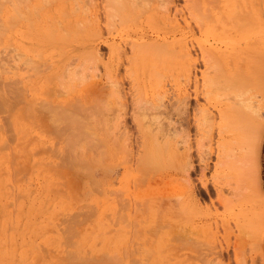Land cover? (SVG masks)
Masks as SVG:
<instances>
[{
	"label": "rangeland",
	"instance_id": "1",
	"mask_svg": "<svg viewBox=\"0 0 264 264\" xmlns=\"http://www.w3.org/2000/svg\"><path fill=\"white\" fill-rule=\"evenodd\" d=\"M253 67L264 0H0V264H264V135L241 178L219 130Z\"/></svg>",
	"mask_w": 264,
	"mask_h": 264
},
{
	"label": "bare ground",
	"instance_id": "2",
	"mask_svg": "<svg viewBox=\"0 0 264 264\" xmlns=\"http://www.w3.org/2000/svg\"><path fill=\"white\" fill-rule=\"evenodd\" d=\"M5 1H10L12 3H15L16 1L14 0H5ZM5 19V17H4ZM246 28V27H245ZM237 32V31H236ZM251 34V33H250ZM246 37V36H245ZM244 38V37H243ZM243 38H241V40H243ZM248 38V37H247ZM246 39V38H245ZM240 40V39H239ZM238 41V40H236ZM235 41V43L237 44V42ZM245 41V40H244ZM243 41V42H244ZM238 42H242V41H238ZM246 43V42H245ZM233 44V43H232ZM239 44V43H238ZM248 47V45H246ZM233 48H235L234 46H232ZM231 47V48H232ZM239 47V46H238ZM236 47V48H238ZM250 47V46H249ZM244 49V45L242 47ZM253 49V48H252ZM229 50H231L229 48ZM234 50V49H233ZM241 50V49H240ZM251 50V49H250ZM235 51V50H234ZM239 51V50H238ZM243 51V50H242ZM241 51H239L240 53ZM244 52V51H243ZM248 52V51H247ZM238 53V52H237ZM242 53V52H241ZM235 54V53H234ZM160 55L163 56L162 53L158 52L157 50H155V54L153 56H149L148 58L149 59H153L155 57V62L158 61V58L160 57ZM167 55V54H166ZM230 55V53L228 54ZM157 56V57H156ZM231 56V55H230ZM245 56L248 57V54ZM166 57V56H165ZM228 57V56H227ZM232 57H235L233 56L232 54ZM231 57V58H232ZM240 58H243L241 56H239ZM135 58V56H133L130 60V68L132 70V67H137L138 65V60H133ZM222 58V57H221ZM224 60L226 57H223ZM230 58V57H229ZM230 58V59H231ZM239 58V59H240ZM249 58H251V65H253V61H256L257 60V53H256V50L253 49L250 51V56ZM148 59V60H149ZM211 59V58H207V61ZM233 59V58H232ZM235 59V58H234ZM233 61L234 62H237V60L235 59ZM248 59V58H246ZM153 60V61H154ZM157 60V61H156ZM228 60V58L226 59ZM225 60V61H226ZM244 60V59H243ZM242 60V61H243ZM210 61V60H209ZM214 61V60H213ZM212 61V62H213ZM231 61V60H230ZM240 61V60H238ZM241 61V62H242ZM245 61V60H244ZM150 62H152V60H150ZM160 62V60L158 61ZM157 62V63H158ZM216 62V65H215V68L211 67L215 70V72L217 73V70H218V67L216 68L217 66V63H219L218 61H215ZM240 62V65H242L243 67V62L241 63ZM148 63V62H147ZM161 63V62H160ZM224 63V62H223ZM229 65H231L233 62H228ZM151 64V63H150ZM153 64V62H152ZM209 64V63H208ZM239 64V63H238ZM137 65V66H136ZM154 65V64H153ZM227 65V64H226ZM245 65V64H244ZM247 65V64H246ZM254 65H257L256 63ZM159 66V65H158ZM219 66V65H218ZM109 67V66H108ZM224 69H227L225 68V66L223 65ZM238 68V66H236ZM246 67V66H245ZM243 68L244 70L246 68ZM155 68V66H154ZM157 68V67H156ZM208 69H211L210 67ZM220 69V68H219ZM232 69V68H230ZM229 69V70H230ZM250 69V67H249ZM213 70V71H214ZM228 70V72L230 73V71ZM235 70H238V69H235ZM243 70V71H244ZM107 70H105V73H106ZM212 71V70H211ZM211 72V73H214V72ZM222 72V70H220ZM251 71V70H249ZM108 72V71H107ZM111 72H113V70H111ZM221 72H220V75H221ZM232 72V71H231ZM238 72V71H237ZM240 72V71H239ZM109 73V72H108ZM219 73V72H218ZM241 73V72H240ZM238 73V75L240 74ZM110 74V73H109ZM112 74V73H111ZM131 74V72H130ZM129 74V75H130ZM156 74V72H155ZM234 74H236L234 72ZM107 75V74H106ZM134 75V74H133ZM159 75V74H157ZM212 75H215L212 74ZM225 74H223L222 76H224ZM231 75V74H230ZM248 75H251L250 73ZM108 76V75H107ZM137 76V75H136ZM162 76V75H161ZM221 76V78H222ZM228 76V75H227ZM234 76V75H233ZM231 75V77H233ZM241 76V77H240ZM239 77L237 78H240L236 81L234 80H230L228 83H223V86L225 87H222V88H225L226 91H228L230 93V99H232V106H227L226 108H224L223 110H221L220 108V111H219V115H220V118H221V123L219 124V130H220V137L222 139V142L223 145H222V149L224 152H226L228 154V156L232 157L233 160L235 159V162H234V165H233V172H235V176L236 177H241L243 178L245 176V173L247 172V168L248 166L251 168V171H254V175H257V153H258V149H259V145L263 139V135H264V120H263V116H264V95H261L259 100L255 101L254 99L256 98V91L259 90L260 88V85H258L260 82V77L262 76V72H261V69L260 68H255L253 67L252 68V75L251 77L249 78H245L244 76H247V75H244L243 72L242 74L240 75ZM264 76V75H263ZM134 77V76H133ZM160 77V75H159ZM216 77V76H215ZM236 77V75H235ZM226 78V77H225ZM109 80V78H107ZM113 79V78H112ZM133 79V78H132ZM156 79V78H155ZM216 79H219L220 78H216ZM216 79H212V77H209L206 79V83L207 85H209L210 87L212 86V84H216ZM263 79V78H262ZM223 80V79H222ZM154 81H157V80H154ZM263 81V80H262ZM221 81H219V84H220ZM212 83V84H211ZM115 84L114 86H116L117 84L116 83H113ZM221 84V85H222ZM221 85H220V88H221ZM212 88V87H211ZM218 88V86L216 87ZM262 89V88H261ZM223 90V89H222ZM216 91H218V89H216ZM220 91V90H219ZM213 92V91H212ZM225 93V91H223ZM252 92H253V95H252ZM259 92V91H258ZM257 92V93H258ZM214 94V93H213ZM211 95V94H210ZM229 95V94H227ZM249 95V96H247ZM1 96V95H0ZM224 96V95H223ZM253 96V99L252 97ZM217 97V96H216ZM226 96H224L223 98L225 99ZM215 98V96H214ZM222 98V97H221ZM229 98V97H228ZM217 99V98H216ZM218 99H220V97H218ZM227 99V98H226ZM2 100V99H0ZM218 101V100H217ZM224 101V100H223ZM230 101V100H229ZM216 102V101H215ZM220 102V101H219ZM222 102V101H221ZM226 104L227 101H225ZM222 103L223 105L225 104ZM3 103V101L1 102ZM0 103V105H1ZM214 103V101H213ZM225 104V105H226ZM230 105V104H228ZM222 106V105H221ZM216 107V106H215ZM220 107V106H219ZM61 113V112H60ZM137 115V113H136ZM55 116V114H54ZM61 116H63V114H61ZM142 118H145V114L141 113L140 115ZM137 116H135V119H136ZM55 118V117H54ZM137 121H139V118H137ZM56 123V122H55ZM103 123V122H102ZM73 124V123H72ZM77 124V123H76ZM101 125V124H100ZM103 125V124H102ZM78 127V125H76ZM75 126V128H76ZM82 130H84L83 128H81ZM104 130V129H102ZM142 130V129H141ZM71 131V130H70ZM149 132V130H147ZM144 131L142 132L143 135H147L148 132ZM73 132V131H72ZM76 132V131H75ZM152 133V132H150ZM74 137V136H72ZM77 139V138H76ZM145 139V138H144ZM70 140V139H69ZM147 140V139H146ZM74 141V140H73ZM82 141V140H81ZM75 142V141H74ZM146 143V141H144ZM77 143V141H76ZM149 143V147H152L153 144H154V140L151 138L150 141H148ZM73 145V144H72ZM146 145V144H145ZM142 146L143 149H146V146ZM74 146V145H73ZM76 146V144H75ZM155 146V145H154ZM153 146V147H154ZM78 147V146H77ZM76 147V149H77ZM152 147V148H153ZM73 148V147H72ZM156 148V147H154ZM153 148V149H154ZM75 149V148H74ZM73 149V150H74ZM69 150V149H68ZM146 151H149V150H146ZM152 151V150H151ZM154 152V151H153ZM75 153V152H74ZM158 153V152H157ZM153 154V153H152ZM155 154V153H154ZM72 155H74L72 153ZM105 155V154H104ZM154 156V155H153ZM72 157V156H71ZM106 157V156H105ZM153 158V157H152ZM97 164V163H96ZM95 164V165H96ZM256 183V182H254Z\"/></svg>",
	"mask_w": 264,
	"mask_h": 264
},
{
	"label": "trees",
	"instance_id": "3",
	"mask_svg": "<svg viewBox=\"0 0 264 264\" xmlns=\"http://www.w3.org/2000/svg\"><path fill=\"white\" fill-rule=\"evenodd\" d=\"M261 167H262L261 176H262V183H263V190H264V145L261 150Z\"/></svg>",
	"mask_w": 264,
	"mask_h": 264
}]
</instances>
